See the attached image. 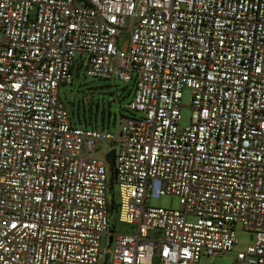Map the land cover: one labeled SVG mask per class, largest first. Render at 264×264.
I'll return each instance as SVG.
<instances>
[{"label":"built area","instance_id":"obj_1","mask_svg":"<svg viewBox=\"0 0 264 264\" xmlns=\"http://www.w3.org/2000/svg\"><path fill=\"white\" fill-rule=\"evenodd\" d=\"M76 57L131 84L115 132L61 100ZM236 226L264 264V0H0V264H198Z\"/></svg>","mask_w":264,"mask_h":264},{"label":"rangeland","instance_id":"obj_2","mask_svg":"<svg viewBox=\"0 0 264 264\" xmlns=\"http://www.w3.org/2000/svg\"><path fill=\"white\" fill-rule=\"evenodd\" d=\"M72 69L71 83L64 84L59 88L60 98L67 107L71 118L79 125L87 123V126L97 125L99 127H109L111 131H116L118 122L123 115H128L127 103L132 97L130 83H125L116 79H99L90 77L85 72V65L80 66L79 58L76 57ZM190 90L185 88L182 93L180 106V125L186 126L190 123L193 112L190 105ZM114 201H119L118 191L114 190ZM148 204L155 207L173 208L179 207L177 196L162 195L159 198H150ZM110 226L115 231H126L128 224L118 222L116 214L110 217ZM237 242L233 251L219 255H202L198 264H235L238 249L245 248L254 242V235L245 231L239 226L235 227ZM104 254L107 252V241L101 242ZM57 264V263H54Z\"/></svg>","mask_w":264,"mask_h":264},{"label":"water","instance_id":"obj_3","mask_svg":"<svg viewBox=\"0 0 264 264\" xmlns=\"http://www.w3.org/2000/svg\"><path fill=\"white\" fill-rule=\"evenodd\" d=\"M105 157L109 160V164L112 165L114 161V150H110L105 154ZM111 236H109V242H110ZM107 257V254H105V259Z\"/></svg>","mask_w":264,"mask_h":264}]
</instances>
